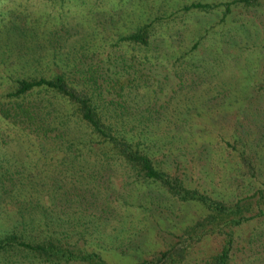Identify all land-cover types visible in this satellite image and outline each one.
<instances>
[{"label":"rangeland","instance_id":"374dc122","mask_svg":"<svg viewBox=\"0 0 264 264\" xmlns=\"http://www.w3.org/2000/svg\"><path fill=\"white\" fill-rule=\"evenodd\" d=\"M226 1L0 0V101L25 67L17 65L18 58L36 55L32 39L39 36L44 52L40 63L26 66L28 72H63L95 98L99 110L109 109L111 121L113 108L126 109L131 131L144 128L132 139H142L139 145L154 165L176 174L186 186L226 201L244 196L264 183V0H236L227 7ZM191 2L210 6L183 7ZM146 22V44L126 37ZM4 127L9 139L0 158L2 153L10 163L19 154L27 158L26 141L18 142L2 120L0 136L5 138ZM62 154L49 148L30 167L38 173L37 196L47 218L75 219L89 212L78 211L83 193H94L92 186H114L117 211L98 222L94 218L76 242L106 263H135L167 247L206 212L198 202L180 201L155 182L140 179L127 185L121 173L107 176L108 182L96 176L93 185L95 156H83L82 170L81 157ZM61 170L66 176L60 177ZM84 184L93 190H84ZM3 221L0 215V227ZM257 223L251 218L231 229L242 240ZM51 228L50 221L44 225ZM221 236L213 232L192 240L178 264H204L220 247ZM255 247L244 249L248 259ZM242 255L237 252L235 259ZM50 264L93 263L70 259Z\"/></svg>","mask_w":264,"mask_h":264},{"label":"trees","instance_id":"16d2710c","mask_svg":"<svg viewBox=\"0 0 264 264\" xmlns=\"http://www.w3.org/2000/svg\"><path fill=\"white\" fill-rule=\"evenodd\" d=\"M233 1L236 0L226 1V7ZM203 4L191 2L183 7L210 6ZM147 27L146 22L126 37L146 44ZM32 41L36 55L29 60L18 58L17 65L25 67L21 70L22 74L14 78L13 88L5 92L6 100L0 101V120L14 131L13 135L18 142L26 141L30 151L26 153L27 158L21 154L13 158L16 163H10L9 157L3 153L0 158V215L6 220L1 223L6 227H0V264H50L70 259L93 264H114L106 263L96 251L83 252L76 242L88 231L94 218L98 222L100 218H107L108 212L117 211L111 198L115 197L116 188L111 186L107 190L105 187L92 186L96 192L88 195L83 193V203L78 210L89 212L79 214L75 219L59 216L47 218L46 210L38 198L40 191L35 189L39 183L38 173L31 171L30 167L49 148H57L63 152L62 156H70L72 159L81 157V169L84 167L85 154L95 156L96 173L90 175L93 185L96 179L94 182L92 178L96 176L108 182L107 176L121 173L127 185L140 179L152 181L170 196L180 201H196L206 209L203 216L175 234L167 247L153 250L131 264H178L187 255L192 240L213 232L222 234L221 244L204 258V264H264V183L232 201L212 197L186 186L176 174L154 165L149 152L139 145L142 139H132L135 133L141 136L144 128L131 131L134 127L127 126L124 114L126 109L113 108L115 115L111 121L110 114H107L109 109L104 112L99 110L95 98L84 88L69 82L63 72L49 76L28 72L26 66H30V62L40 63L39 58L44 52V41H39V36H35ZM69 105H72V110ZM132 125L137 127L136 124ZM4 129L5 138L0 136V148L6 147L9 139V132ZM93 143L97 146L93 147ZM241 159L245 165L248 163L245 157L241 156ZM64 171L61 170L60 177L66 176ZM62 185L57 184L56 187ZM84 188L92 189L86 184ZM251 218L258 220V223L252 227L250 235L242 240L238 239L239 236L235 238L231 227ZM48 220L52 225L51 231L44 229ZM92 224L93 230L96 226ZM253 246H256V250L248 259L244 249L249 250ZM237 252L243 254L241 260L235 259Z\"/></svg>","mask_w":264,"mask_h":264}]
</instances>
